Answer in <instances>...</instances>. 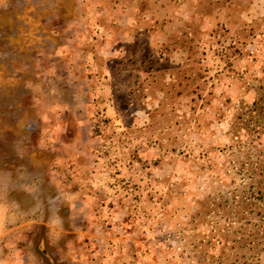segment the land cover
Listing matches in <instances>:
<instances>
[{"label": "rangeland", "instance_id": "obj_1", "mask_svg": "<svg viewBox=\"0 0 264 264\" xmlns=\"http://www.w3.org/2000/svg\"><path fill=\"white\" fill-rule=\"evenodd\" d=\"M264 0H0V264H264Z\"/></svg>", "mask_w": 264, "mask_h": 264}, {"label": "trees", "instance_id": "obj_2", "mask_svg": "<svg viewBox=\"0 0 264 264\" xmlns=\"http://www.w3.org/2000/svg\"><path fill=\"white\" fill-rule=\"evenodd\" d=\"M256 115H264V92L262 91L257 100L253 103L252 111ZM261 132L264 130V126L260 127Z\"/></svg>", "mask_w": 264, "mask_h": 264}]
</instances>
